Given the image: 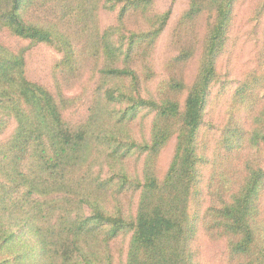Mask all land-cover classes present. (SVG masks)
<instances>
[{
  "label": "trees",
  "instance_id": "trees-1",
  "mask_svg": "<svg viewBox=\"0 0 264 264\" xmlns=\"http://www.w3.org/2000/svg\"><path fill=\"white\" fill-rule=\"evenodd\" d=\"M243 2L188 0L153 90L170 8L0 0V135L14 123L0 139V264H201L199 234L226 243V264H264V29L252 69L234 73L227 45ZM37 45L60 54L50 87L29 74ZM85 74L74 124L67 90Z\"/></svg>",
  "mask_w": 264,
  "mask_h": 264
},
{
  "label": "rangeland",
  "instance_id": "rangeland-1",
  "mask_svg": "<svg viewBox=\"0 0 264 264\" xmlns=\"http://www.w3.org/2000/svg\"><path fill=\"white\" fill-rule=\"evenodd\" d=\"M251 2L255 4L256 0H244L243 4L238 8V20L235 23L236 32L235 29L232 31L227 44L233 48V52L235 51L234 73L255 67V59L261 54L258 50V47L260 46L258 44L261 43V30L264 29V9H262L263 7L259 8L262 0L258 2V6L255 8V10H253ZM155 8L158 11H163L170 8L171 15L169 22L159 37L152 57L156 77L152 82L148 83L147 89L153 90L155 89L157 81L164 78L163 69L165 61L170 56L175 55V52L169 46V36L180 14L188 8V0H155ZM114 19L115 15L112 13H101V26L106 27L110 24H113ZM236 37L238 38L239 43H237V40L235 39ZM229 52L231 53L228 48L227 50L225 48V51L219 57V61L221 59L219 66H222L227 62L228 56L230 55ZM232 55L233 54H231V56ZM59 57L60 54L57 53L53 48L45 45L34 46L27 56L28 70L32 79L45 83L49 87L53 85L52 68ZM196 69L197 64L196 62H193L187 70L188 84L191 83L196 73ZM72 81L69 90H67V94L76 96L79 100H76L78 101V104H74L67 112V117L69 120H71V122L76 124L85 116V109L88 106L89 100L91 99L93 93L92 85L87 81V74L81 77V79H74ZM228 86L229 87L227 88V91L224 92V95L221 97L222 99H220L223 100L222 103L228 98L233 90L234 86L231 83V79ZM149 125L150 119L146 120L144 123L145 132H147ZM13 129L14 123L10 122L8 128L0 135V139L11 134ZM174 143L175 141L172 139L162 152L161 167L163 172L167 169V166L172 158ZM196 241L199 245V261L201 264H226L228 250L224 241H212L201 236L200 234ZM124 247H126V243L124 244Z\"/></svg>",
  "mask_w": 264,
  "mask_h": 264
}]
</instances>
